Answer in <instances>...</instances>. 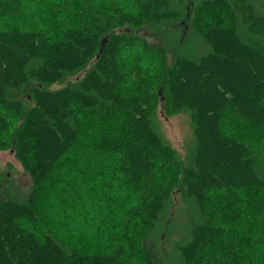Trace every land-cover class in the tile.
<instances>
[{"label":"trees","instance_id":"obj_1","mask_svg":"<svg viewBox=\"0 0 264 264\" xmlns=\"http://www.w3.org/2000/svg\"><path fill=\"white\" fill-rule=\"evenodd\" d=\"M7 148L0 264H264V0H0Z\"/></svg>","mask_w":264,"mask_h":264},{"label":"rangeland","instance_id":"obj_2","mask_svg":"<svg viewBox=\"0 0 264 264\" xmlns=\"http://www.w3.org/2000/svg\"><path fill=\"white\" fill-rule=\"evenodd\" d=\"M162 134L168 139L172 146L178 150L182 149L183 141L188 136L189 123L182 114L172 113L166 118H161ZM16 157L9 148L0 149V174L3 180L9 181L7 188L16 192V194L24 193L31 183L28 175L23 172Z\"/></svg>","mask_w":264,"mask_h":264},{"label":"water","instance_id":"obj_3","mask_svg":"<svg viewBox=\"0 0 264 264\" xmlns=\"http://www.w3.org/2000/svg\"><path fill=\"white\" fill-rule=\"evenodd\" d=\"M104 40H105V38L103 37L102 39H101V45H103L104 44Z\"/></svg>","mask_w":264,"mask_h":264}]
</instances>
